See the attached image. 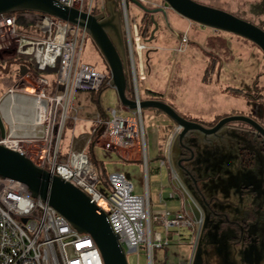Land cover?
Wrapping results in <instances>:
<instances>
[{
	"label": "rangeland",
	"instance_id": "374dc122",
	"mask_svg": "<svg viewBox=\"0 0 264 264\" xmlns=\"http://www.w3.org/2000/svg\"><path fill=\"white\" fill-rule=\"evenodd\" d=\"M106 1L110 0H105V3ZM133 1L113 0L116 4L115 12L120 14L122 20L124 39L128 43L127 95L130 99H136V88H138L143 100L154 99L171 103L178 113L182 107L196 111L192 116H186L190 119L207 120L203 114L205 112H212V117L215 114L224 115L234 112L240 115L253 113L256 117L264 119V52L255 43L236 34L192 22L167 7L163 0H136L142 2L148 9H166V16L161 12L153 14L156 27L149 21L150 14L147 15ZM195 1L230 12L264 30V0ZM100 5L101 2H98L99 7ZM101 13L109 15L105 8ZM140 30H146V35L142 38ZM17 34L33 38L44 37L36 31L34 18L23 19ZM20 38L22 37L0 29V108L2 110L7 104L9 110L6 112L9 116L6 113L5 116L10 125L8 129L19 136L32 134L35 128L45 129L44 125H32L29 121L33 119L32 109L36 101L32 86L37 85V78L41 75L33 71L31 65L30 70L21 75L20 66L28 59L19 52ZM128 58L136 67L135 73L134 66H131ZM79 61L80 64L93 66L107 79L98 93L79 92L76 95L73 101L74 111L71 109L69 111V116L72 118L68 119L67 128L60 142L61 152L69 153L72 145L75 150H85L97 169L101 170L98 165H102L98 189L105 195L110 193L105 184V176L122 171L134 184L135 194L145 195L149 189L153 214H159V211L165 207L160 203V192L165 198H169L168 206L175 208L177 203L168 197L170 194L168 190L161 189L159 177L150 173L147 178L145 155L142 160L147 145L150 167L159 166V160L155 158L158 156V150L163 152L164 142H160L157 136V122L147 115L148 112L157 111L141 109L143 126L140 136L141 148H136L132 152H117L96 145L104 143L98 133L94 132L96 126L91 132L90 127L83 123L95 124L97 118L84 119L78 108L79 104L84 103L88 98L98 107L103 119H106L105 115L113 109L119 116H127L129 112L122 110V108L126 109V106L122 104L117 91L111 85L109 65L90 34L84 39ZM42 76L49 80V89L53 91L57 84L56 73L46 72ZM26 90L33 94L23 97ZM131 92H133L132 96ZM12 96H16L19 100H12ZM197 112H201L203 116H199L200 113ZM20 116L28 122L18 120ZM180 131L179 129L178 133ZM83 132L88 135L80 136ZM54 135L57 136V131ZM170 145L169 142L166 144L165 154L166 152L169 154ZM134 152L139 155L141 162H127L120 157L133 159ZM146 251L142 248L139 252H127L128 264H149ZM193 252V243L155 248L153 264H188Z\"/></svg>",
	"mask_w": 264,
	"mask_h": 264
},
{
	"label": "built area",
	"instance_id": "2783aa9c",
	"mask_svg": "<svg viewBox=\"0 0 264 264\" xmlns=\"http://www.w3.org/2000/svg\"><path fill=\"white\" fill-rule=\"evenodd\" d=\"M55 1L93 15L105 8V0ZM98 2H101L100 7ZM30 18L35 19L36 31L44 35L43 38L17 34L18 23ZM0 29L22 37L19 52L28 59L25 61L33 71L41 75L37 78V85L32 86L35 102L41 103H34L32 115L33 119L41 115L36 126H45L44 130L35 128L32 134L27 135L11 132L0 144L24 154L38 167L86 193L107 215L126 253L139 252L144 248L149 264H153L155 248L193 243L195 251V225L183 210L173 214L166 209L153 214L148 191L145 195L135 194L134 184L119 171L106 176L105 184L110 193L105 195L98 189L101 174L85 150H75L71 145L65 156L60 153V141L68 119L72 118L69 111H74L76 95L79 92L98 93L107 79L93 66L80 64L88 32L78 25L57 21L53 16L40 12L5 15L0 18ZM133 71L135 73V66ZM46 72L57 75L53 91H48L50 82L42 76ZM136 91L139 104L143 98L138 88ZM33 93L26 90L23 97ZM125 108L122 110L129 112L127 116H119L113 109L106 119L97 117L94 132L104 143L96 145L117 152L141 148L142 110ZM144 160L147 166L146 156ZM161 163L164 164L165 160ZM0 264H104V261L90 235L78 232L48 202L34 198L21 182L0 177Z\"/></svg>",
	"mask_w": 264,
	"mask_h": 264
},
{
	"label": "flooded vegetation",
	"instance_id": "af4514ba",
	"mask_svg": "<svg viewBox=\"0 0 264 264\" xmlns=\"http://www.w3.org/2000/svg\"><path fill=\"white\" fill-rule=\"evenodd\" d=\"M231 116L255 124L230 122L208 135L180 131L170 145L174 197L196 229L188 264L198 250L204 264H264V119L236 112L208 120L183 117L209 129Z\"/></svg>",
	"mask_w": 264,
	"mask_h": 264
},
{
	"label": "water",
	"instance_id": "95a60500",
	"mask_svg": "<svg viewBox=\"0 0 264 264\" xmlns=\"http://www.w3.org/2000/svg\"><path fill=\"white\" fill-rule=\"evenodd\" d=\"M182 17L213 28L244 37L255 43L264 52V30L259 26L237 17L225 10L199 3L195 0H163ZM145 12L163 13L165 8L148 9L140 2L133 1ZM21 12H40L53 16L57 21H65L85 29L93 38L96 46L111 70V85L117 91L122 104L130 110L155 109L168 115L177 124L182 135L195 130L203 134L217 132L230 122H255L246 116L224 118L214 128H205L181 116L171 105L162 100H132L127 95L128 74L126 52L118 12L110 8V16L93 15L76 8L63 6L55 0H0V15ZM156 27L157 24L155 23ZM27 73L22 68L21 75ZM0 108V141L9 134L7 123ZM0 177L24 184L34 198L48 202L80 233L90 235L99 248L104 264H128L127 253L113 231L107 215L91 201L81 189L61 177L38 167L24 154L0 144ZM197 216V222H198ZM26 221V220H24ZM203 251L195 253L192 264L203 263Z\"/></svg>",
	"mask_w": 264,
	"mask_h": 264
},
{
	"label": "crops",
	"instance_id": "0c3cea01",
	"mask_svg": "<svg viewBox=\"0 0 264 264\" xmlns=\"http://www.w3.org/2000/svg\"><path fill=\"white\" fill-rule=\"evenodd\" d=\"M113 7L116 9V4L113 3V0L106 1L105 10H107V12L110 11V8L113 9ZM21 13H24V12H21ZM104 16L105 17H109L110 13H109V15H105L104 14ZM119 17H120V14H119ZM120 23H121V31H122V35H123V24H122L121 17H120ZM19 25H20V23H18V28H19ZM123 40H124V46H125V52H126V48H128L127 47L128 43H127V41H125L124 36H123ZM127 56L129 57V54H126V62H127ZM128 61H129V63H131V66H132L133 64H132L131 59L129 60V58H128ZM48 91H51V90L49 89ZM86 99L87 100H85L84 103H80L79 107H78V108H80V110L82 112L83 118L84 119H87V118L94 119L95 117L97 118L98 116H100L103 119V117L101 116V113H99V111H98V107L96 105L92 104L89 101L88 98H86ZM168 104L171 105V103H168ZM6 109H8L7 104H5V106L2 108L3 116L5 118V121H6L5 113L7 111ZM147 110H150V109H147ZM152 110H155V109H152ZM179 110H181L180 112L182 113L183 116H189V115L192 116L196 112V111L195 112L192 111L191 108H188V107H185V108L182 107ZM156 111L157 112H148L147 115L150 117V119H153V120H155L157 122V124H156L157 136H159V139L161 140L160 142H164V148H163V152H159V150H158V156L155 158V160H159V166L151 168L150 164H149V161H148L147 162V166L145 164V169H146V172H147V178H149L150 173H154L156 177H159V180H160L159 184L161 185V189L168 190L170 192L168 197H170L171 199L175 200V202L177 203V206L175 208H170L168 206V201H167V199H169V198H165L163 193L160 192L159 200H160V203L164 204L165 207L162 208L159 212H162V211L167 209V210L171 211L174 214V213H176L178 211H182L183 210V203H182L181 199H178L177 197H174V190H173V185H172V180H173L172 172H171V170H170V168L168 166V164L170 162V157H169V154L167 152H166L167 154H165L164 150H165L166 144L169 142V145H170V143L172 142L174 136H176L178 134L179 130L177 128L178 127L177 124L174 122V120L172 118H170L168 115H166L165 113H163L161 111H158V110H156ZM197 113L198 114L200 113L199 116L201 115V112H197ZM205 113H203V114H204V117L206 116L205 118H207V120L212 118V115H213L212 112L210 113L212 115H209V113H207V112H205ZM201 116H203V115H201ZM215 116H216V114H215ZM105 117H107V114L105 115ZM83 121H85V120H83ZM22 122H26V121H22ZM6 123H7V127H9L10 126L9 123L7 121H6ZM11 123H12V121H11ZM83 125H88V127H90V130L92 132V129L96 126V123L95 124L93 123V124L89 125L88 122H87V123H83ZM82 130H84V129H82ZM8 132H9V134L11 133L10 130ZM83 135H88V134H86L85 132L80 134V136H83ZM60 148H61V144H60ZM88 148H89V146H88ZM145 148H146V152L142 155V160H143V156L144 155L147 157V160H148V148H147V145H146ZM60 153H61L62 156L66 155V153H62L61 152V149H60ZM120 157L122 159H124L125 161H127V162H141L142 161V160L139 159V155H137L136 152H134V156H133L134 158L133 159H129L127 157H122V156H120ZM163 160H165L164 164L161 163ZM99 167H100L101 170H103L102 165H98V168ZM101 170L98 169L99 173H100ZM120 172H122V171H120ZM147 191H148L149 197H150L149 189H147ZM150 203H151V197H150Z\"/></svg>",
	"mask_w": 264,
	"mask_h": 264
},
{
	"label": "trees",
	"instance_id": "16d2710c",
	"mask_svg": "<svg viewBox=\"0 0 264 264\" xmlns=\"http://www.w3.org/2000/svg\"><path fill=\"white\" fill-rule=\"evenodd\" d=\"M142 5H144L142 2H140ZM146 13V12H145ZM15 14V13H14ZM98 14H101V12H99V11H96L95 12V15H98ZM147 14V13H146ZM6 15H8V14H6ZM148 15V14H147ZM151 15V14H150ZM3 16H5V15H0V18L1 17H3ZM145 17H146V15H145ZM140 26V25H139ZM146 30H140V34H141V38L142 37H144L146 34ZM22 68H25L27 71H29L30 70V64H28L26 61H24V62H22V64H21V66H20V69L22 70ZM131 94V96H132V94H133V92H131L130 93ZM61 156V155H60ZM105 180H106V176H105Z\"/></svg>",
	"mask_w": 264,
	"mask_h": 264
},
{
	"label": "bare ground",
	"instance_id": "6f19581e",
	"mask_svg": "<svg viewBox=\"0 0 264 264\" xmlns=\"http://www.w3.org/2000/svg\"><path fill=\"white\" fill-rule=\"evenodd\" d=\"M92 94V93H91ZM22 98V97H21ZM11 99L12 100H17L18 98L16 97V96H12L11 97ZM19 100V99H18ZM14 103V102H13ZM36 104H41L40 102H35ZM12 105H14V104H12ZM12 105H10V107L12 106ZM7 111H8V109H6ZM7 113V112H6ZM6 115H8V114H6ZM9 116V115H8ZM41 118V115H39V118L37 117V118H35V119H30L29 121H31V124L32 125H36L37 123H39V119ZM13 119V118H12ZM22 119V120H21ZM18 120H20V121H27L25 118H22V116L20 117V119H18ZM28 122V121H27ZM61 142V141H60Z\"/></svg>",
	"mask_w": 264,
	"mask_h": 264
}]
</instances>
